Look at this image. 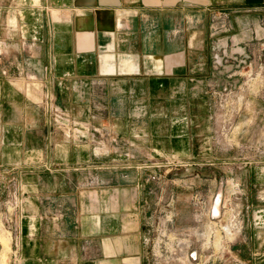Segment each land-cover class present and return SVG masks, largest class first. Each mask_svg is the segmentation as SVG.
Wrapping results in <instances>:
<instances>
[{
	"label": "rangeland",
	"instance_id": "374dc122",
	"mask_svg": "<svg viewBox=\"0 0 264 264\" xmlns=\"http://www.w3.org/2000/svg\"><path fill=\"white\" fill-rule=\"evenodd\" d=\"M214 15L202 75L162 88L152 77L118 80L117 92L99 90L80 104L37 92L57 138L97 148L94 159L53 179L73 181L71 191L97 180L134 191L149 234L145 264H244L261 254L249 231L261 228L264 186L249 176L264 169V6ZM29 162L0 167V264H22Z\"/></svg>",
	"mask_w": 264,
	"mask_h": 264
},
{
	"label": "crops",
	"instance_id": "0c3cea01",
	"mask_svg": "<svg viewBox=\"0 0 264 264\" xmlns=\"http://www.w3.org/2000/svg\"><path fill=\"white\" fill-rule=\"evenodd\" d=\"M263 6L264 0H0V166L28 160L24 168L35 173L27 182L22 264H145L149 243L134 191L102 180L71 191L73 181L53 179L94 159L97 148L57 138L37 92L80 104L99 90L117 92L118 80L152 77L162 88L202 75L210 69L214 14ZM249 177L264 186V169ZM249 234L261 254L244 264H264V217Z\"/></svg>",
	"mask_w": 264,
	"mask_h": 264
},
{
	"label": "built area",
	"instance_id": "2783aa9c",
	"mask_svg": "<svg viewBox=\"0 0 264 264\" xmlns=\"http://www.w3.org/2000/svg\"><path fill=\"white\" fill-rule=\"evenodd\" d=\"M1 167V166H0ZM4 167V169H3V171L5 170V171H7V170H9L10 171V169L8 168V167H5V166H3ZM2 167V168H3ZM14 167V166H13ZM15 168V167H14ZM1 170V169H0ZM11 170H14V169H11ZM15 204H16V206H17V202H15ZM215 211V210H214ZM215 213L216 214H218L216 211H215ZM213 216H214V213H213ZM233 228H234V226H233ZM164 235H166V230H165V232H164ZM168 248V247H167ZM154 249V248H153ZM191 257L193 258V259H195L196 260V255L195 254H193V253H191ZM167 262H169V259H167Z\"/></svg>",
	"mask_w": 264,
	"mask_h": 264
},
{
	"label": "bare ground",
	"instance_id": "6f19581e",
	"mask_svg": "<svg viewBox=\"0 0 264 264\" xmlns=\"http://www.w3.org/2000/svg\"><path fill=\"white\" fill-rule=\"evenodd\" d=\"M215 211L216 212H219V208H218V202L216 203V205H215ZM213 223V222H212ZM2 240H3V238H2ZM4 242H5V244H7V241H6V239H4ZM5 251V250H4ZM3 256V255H2ZM5 259V258H4Z\"/></svg>",
	"mask_w": 264,
	"mask_h": 264
}]
</instances>
